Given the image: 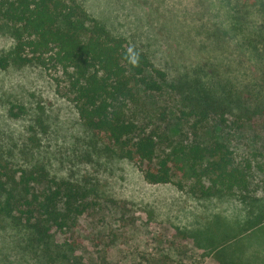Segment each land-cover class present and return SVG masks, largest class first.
<instances>
[{"label":"trees","instance_id":"obj_1","mask_svg":"<svg viewBox=\"0 0 264 264\" xmlns=\"http://www.w3.org/2000/svg\"><path fill=\"white\" fill-rule=\"evenodd\" d=\"M142 1L150 20L168 2ZM194 6L184 16L203 24L178 33L182 40L202 35L201 45L166 48L178 64L174 73L139 42L113 34L79 0H0V35L10 40L0 69H43L85 128L108 153L134 163L147 183L174 184L201 199L237 194L249 214L258 212L246 223L250 231L264 223V178L255 183L252 164H238L214 134L264 118V85L257 84L264 76V0ZM170 29L164 23L161 35ZM155 96L163 104L150 114ZM26 113L9 102L10 117ZM31 128L27 141L36 145L39 128ZM28 154L0 144V264H70L77 248L59 245L56 234L73 231L89 213L94 186L57 178Z\"/></svg>","mask_w":264,"mask_h":264},{"label":"rangeland","instance_id":"obj_2","mask_svg":"<svg viewBox=\"0 0 264 264\" xmlns=\"http://www.w3.org/2000/svg\"><path fill=\"white\" fill-rule=\"evenodd\" d=\"M79 1L113 34L139 42L159 67L171 72L178 71V64L167 47L182 41L178 45L190 51L189 47L201 45L202 35L182 40L178 33L203 24L184 16L195 12L194 0L158 3L160 9L151 20L142 0ZM164 23L172 29L163 37ZM9 46L10 40L0 35V51ZM180 58L187 59V53ZM261 75L257 84L264 85ZM163 99L150 98V114ZM9 102L23 104L27 113L10 117ZM35 125L36 145L27 141ZM248 125L214 136L228 144L238 164H252L259 173L254 175L258 183L264 178V168L259 172V166L264 167V118H254ZM0 144L17 155L28 152L30 159L44 162L57 178L94 186L89 213L73 231L56 234L59 245L73 243L77 248L70 264H264V223L250 231L246 225L257 211L249 214L237 194L201 199L174 184L147 183L134 163L107 152L40 67L0 69Z\"/></svg>","mask_w":264,"mask_h":264}]
</instances>
